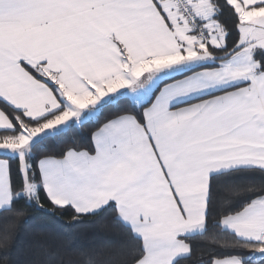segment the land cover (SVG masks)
Listing matches in <instances>:
<instances>
[{"label": "snow or ice", "instance_id": "obj_1", "mask_svg": "<svg viewBox=\"0 0 264 264\" xmlns=\"http://www.w3.org/2000/svg\"><path fill=\"white\" fill-rule=\"evenodd\" d=\"M28 208L264 264V0H0V264Z\"/></svg>", "mask_w": 264, "mask_h": 264}, {"label": "trees", "instance_id": "obj_2", "mask_svg": "<svg viewBox=\"0 0 264 264\" xmlns=\"http://www.w3.org/2000/svg\"><path fill=\"white\" fill-rule=\"evenodd\" d=\"M61 146H53V153ZM71 221L70 214L54 219L28 208L12 238L9 260L12 264H50L52 260L87 264L93 253L98 259L123 258L124 229L111 218L91 217L80 224Z\"/></svg>", "mask_w": 264, "mask_h": 264}]
</instances>
